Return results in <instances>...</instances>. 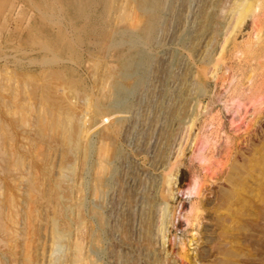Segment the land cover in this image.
Here are the masks:
<instances>
[{
	"label": "rangeland",
	"instance_id": "rangeland-1",
	"mask_svg": "<svg viewBox=\"0 0 264 264\" xmlns=\"http://www.w3.org/2000/svg\"><path fill=\"white\" fill-rule=\"evenodd\" d=\"M75 259L264 264V0H0V264Z\"/></svg>",
	"mask_w": 264,
	"mask_h": 264
},
{
	"label": "bare ground",
	"instance_id": "bare-ground-1",
	"mask_svg": "<svg viewBox=\"0 0 264 264\" xmlns=\"http://www.w3.org/2000/svg\"><path fill=\"white\" fill-rule=\"evenodd\" d=\"M155 1V0H154ZM158 1V0H157ZM36 2H37V0H36ZM40 2V1H39ZM48 2V1H47ZM53 2V1H52ZM156 3V2H155ZM158 3V2H157ZM152 4H153V2H152ZM159 4V3H158ZM46 5V4H45ZM44 5V6H45ZM157 5V4H156ZM143 7V6H142ZM145 8V7H144ZM143 8V9H144ZM146 9H147V7H146ZM42 11V10H41ZM153 12V11H152ZM154 12H156V11H154ZM153 12V13H154ZM223 12V11H222ZM221 12V13H222ZM153 15H155V14H153ZM147 17V16H146ZM156 17V16H155ZM148 18H150V17H148ZM133 47V46H132ZM135 47H136V44H135ZM133 52V51H132ZM137 53H138V51H137ZM111 78V77H110ZM107 79V78H106ZM109 79V78H108ZM109 81H110V79H109ZM116 81V80H115ZM109 85V84H108ZM106 86V87H110V86ZM111 88H113V92H119L120 93V99H122L121 97H122V94H121V92H122V90H123V86H121V85H119V84H117L116 82L115 83H113L112 85H111V87H110V89ZM117 99V97L115 98V100ZM115 100H111V102H112V105L115 103ZM115 105V104H114ZM91 114L92 113H90V112H88V114H87V116H84L82 119H79V120H76V121H73V135L70 137V140H71V144H72V149H73V152L74 153H78V149H80V147H81V143H82V140L83 139H85V137L87 136L86 134H89V133H87V130L90 128V126H92L90 123H91ZM100 114V113H99ZM91 116V117H90ZM99 117V122H100V124H99V126L98 127H102V128H100L99 129V134L102 132V130L104 129V126H106L107 124H106V122L103 120V119H107V118H105V117H103V118H101V116H98ZM82 120H85V121H88V126L85 128V127H82L80 124H81V121ZM93 120V119H92ZM94 123V122H93ZM96 126V127H97ZM97 127V128H98ZM94 128V127H93ZM96 128V129H97ZM95 129V130H96ZM105 129H107V128H105ZM104 129V130H105ZM94 130V129H93ZM92 130V131H93ZM106 131V130H105ZM89 132V131H88ZM98 133H96V134H98ZM107 134H103V140L104 141H102L101 139V144H102V146L101 145H99L98 146V148H99V159H98V161H97V163H98V171H97V173H100V175L99 176H102V173H103V171L107 168V166H108V164H107V162H108V159L111 157V153L109 152V150H108V147H107V145H106V143H105V141L107 140V136H106ZM94 136H95V132H93V133H91V135H89L86 139L88 140V146L86 147L87 148V150H88V152L87 153H89V163H93V157H91L92 155V153H93V151L96 149V146H97V144L95 143V141L96 140H94ZM98 138V137H97ZM70 140H68V141H70ZM70 143V142H69ZM71 146V145H70ZM80 146V147H79ZM94 153H95V151H94ZM87 163V162H86ZM97 163H95V164H97ZM92 166H94V164L92 165ZM90 167V166H89ZM89 169H91V168H89ZM88 172V171H87ZM90 173H92V172H90ZM88 175V174H87ZM96 175V174H95ZM166 176H168V175H166ZM89 177V176H88ZM91 177V176H90ZM89 177V178H90ZM92 177H94V176H92ZM106 177V176H105ZM88 180H90V179H88ZM94 180V179H93ZM106 180V179H105ZM88 183H89V181H87ZM174 179L172 178V177H170V175L168 176V178L166 179V181H165V183H164V186H162L163 188L162 189H164V196H165V199L164 198H162V200L160 201V205H158L159 206V221L161 220V222H160V225L158 224V226H157V229H156V234L158 235V236H160V239L161 240H163V241H165L164 239L167 237V235H166V233H165V229H166V219L168 218V216H169V214H171L170 213V206H169V199L174 195V189H173V185H174ZM87 183V188H88V184ZM176 183V182H175ZM196 184V183H195ZM95 185H97L96 183H95ZM161 185H163V184H161ZM197 185V184H196ZM196 185H195V187H196ZM100 186V185H99ZM193 186H194V184H193ZM198 186V185H197ZM198 188V187H197ZM200 188V187H199ZM97 189V188H96ZM201 189V188H200ZM95 191H97V190H95ZM198 191H199V189H198ZM193 192V191H192ZM97 193V192H96ZM162 194V193H161ZM200 195V194H199ZM161 197V196H160ZM162 197H163V195H162ZM158 204V203H157ZM100 205V204H99ZM157 206V207H158ZM193 206V205H192ZM91 207V206H90ZM94 208V207H93ZM158 209V208H157ZM191 212H193V210L191 211ZM200 213V212H199ZM197 216V215H196ZM170 217V216H169ZM191 218V217H190ZM198 218V217H197ZM196 218V219H197ZM194 221H196V220H194ZM192 222V221H191ZM189 223V222H188ZM187 223V224H188ZM195 223V222H194ZM193 223V224H194ZM166 224V225H165ZM197 224V223H196ZM199 224H200V222H199ZM99 226V225H98ZM190 226V225H189ZM198 228H199V225H196ZM195 226V228H197ZM85 229V228H84ZM58 231V230H57ZM195 231V230H194ZM197 232V231H196ZM60 235H61V231L60 232H58ZM67 234V233H66ZM66 236V235H65ZM62 238H63V236H62ZM184 241V240H183ZM90 243V242H89ZM101 243V242H100ZM179 243V242H178ZM183 243V245H184V242H182ZM181 243V244H182ZM165 244V243H164ZM69 245V244H68ZM77 245V246H76ZM75 245V247H76V249L78 250V254H80L81 255V252H82V250H81V252H80V246H79V244H76ZM58 246H59V248H60V250H61V244L59 243L58 244ZM57 246V247H58ZM64 246L65 245H62V247L64 248ZM67 246V245H66ZM59 248H58V252H59V259H61V257H62V252L61 251H59ZM83 248V247H82ZM91 248V247H90ZM65 249V248H64ZM63 249V250H64ZM85 249V248H84ZM94 249V248H93ZM62 250V251H63ZM69 250V249H68ZM85 250H87V249H85ZM88 250L89 251H91L92 250V248H91V250L89 249V247H88ZM65 251H67V250H65ZM65 251H63L64 252V254H63V256L65 255ZM83 252H85V251H83ZM87 252V251H86ZM93 252V251H92ZM73 253H74V251H73ZM77 253H75L76 254V257H77ZM89 253V252H88ZM185 253V252H184ZM84 255V254H83ZM83 255H81V257L83 256ZM66 256V255H65ZM88 256V255H87ZM92 256V255H91ZM84 257V256H83ZM82 257V258H83ZM97 257V256H96ZM63 258V257H62ZM81 258V259H82ZM92 258V257H91ZM94 258V257H93ZM85 259H86V257H85ZM84 259V261L85 262H83V264H97L96 262H94V261H88V262H86V260ZM83 260V259H82ZM77 260L75 259L74 260V263L73 264H77Z\"/></svg>",
	"mask_w": 264,
	"mask_h": 264
}]
</instances>
